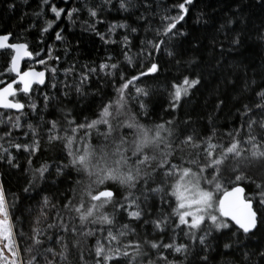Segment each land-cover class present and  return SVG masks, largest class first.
Returning a JSON list of instances; mask_svg holds the SVG:
<instances>
[{"label":"trees","instance_id":"16d2710c","mask_svg":"<svg viewBox=\"0 0 264 264\" xmlns=\"http://www.w3.org/2000/svg\"><path fill=\"white\" fill-rule=\"evenodd\" d=\"M179 2L182 0H124L125 7L121 8V0H48L47 4L43 0H0V34L11 33L13 41L27 43L31 52L40 53L39 57L33 56L31 60H27L25 66L29 67L32 63L36 68L44 69L45 66L35 64V60L48 57V47L51 45L53 58L47 61V67L57 69L55 74L47 72L45 84L34 85L29 95L21 93L17 97L26 107L21 118L22 127L12 130L10 142L31 144L35 139L39 142V150L31 154L23 149L17 151L14 147L10 148L16 167L7 162L6 156L0 158V185L6 194L22 259H29L23 249L31 243L29 237L32 221L37 215L42 198L47 195L53 204L62 206L73 195L71 190L77 187L76 181L82 179L70 165L63 167L60 174H57L58 166L68 165L70 158L64 141L49 142V121L56 120L60 128L59 134L64 136L65 129H69L67 134L71 135L70 127H75V124L69 126L68 120L79 124L86 119H96L103 104L115 99L113 85L119 86L122 73L125 78H130L140 72H147L152 63L158 65L156 73L141 76L126 90V112L121 122L129 115H135L140 123L149 126L172 121L171 127L180 139L190 134L207 137L215 130L212 142L223 143L224 146L231 140L226 133L235 129L242 128L238 138H246L249 120L257 121L253 134L258 137L264 135L259 128V121L264 120V111L254 107L262 103L256 93L264 89V0H193L188 5L189 11L185 18L178 22L174 34L157 36V32L163 27L162 17L177 15L178 10L173 5ZM52 5L62 9L76 8L78 11L71 18L65 11L57 19L50 11ZM89 8L97 11L96 17L89 15ZM49 20L54 23L42 33L41 30ZM120 24L125 27L109 31L110 26ZM132 29L136 31L133 32ZM57 32L62 34V40H56ZM97 33L103 34L104 40ZM125 37L127 43L124 41ZM105 40L108 42L105 43ZM161 40L163 43L159 50L149 44L150 41L159 43ZM233 40L237 43L234 44ZM126 53L131 64L125 58ZM10 55L11 50H0V73L7 67ZM101 63L116 64L117 68L111 70L113 75L99 71ZM69 67L73 71L65 74L64 69ZM92 68L97 71L89 73L88 80L81 83L80 74ZM184 76L198 79L200 83L187 96L182 97L173 109L170 107V84L173 81L179 82ZM6 79L7 75H0V80ZM77 85L80 86L79 92L76 90ZM136 88L144 89L148 95L137 94ZM45 96L49 97L47 102ZM29 103L36 104L35 111L27 107ZM141 103L145 105L144 109L140 108ZM245 105L251 112L242 116ZM18 114L13 110L0 108V135L11 127L9 117L14 120ZM28 124L33 125L37 136L33 137ZM85 131L76 135L77 144H80ZM104 131V125L91 131L93 145L103 140L98 133ZM120 131L131 138V130L128 129L118 130L117 138ZM0 143L4 147L9 145L8 140H0ZM188 151L185 149L183 153L185 158ZM180 156L181 153L177 151L173 162H177ZM238 163L240 171L254 181L251 183L246 179L241 182L245 194L255 197L254 207L259 216L258 227L250 235H245L242 231L237 233L233 227L231 232L212 231L206 235L205 243L201 244L199 236L195 240L185 236L187 229L183 225L173 231L178 220L172 215L174 197L169 198L166 192H159L146 193L145 199L141 182L140 187L134 191V197H139L138 202L143 209L141 219L131 220L125 212L119 210L114 213V234L124 224L135 230V235L129 233L122 237L119 246L122 247L129 240L143 242L145 238L170 243L174 236L177 243L188 245L184 254L160 248V252L174 264H264V257L259 255L264 252V206L260 205L259 197L255 195L258 191L256 184L264 182V162L245 160ZM41 164L48 166V172L42 180L37 178L30 184L35 169ZM235 166L236 162L231 159L224 166L225 172L221 178L224 189L229 187L228 170ZM162 177L161 172L156 177V183L149 181V187H156ZM172 182L169 179L168 184ZM25 188H28L27 192ZM114 190L117 192L116 199L120 200L124 191L118 188ZM78 199L79 196L77 201ZM166 200L169 203H165ZM106 211L113 214L112 207H108ZM51 215H55L54 210ZM165 216L168 217L165 230H154L151 221L158 218L163 220ZM76 225L80 231H84L78 220ZM87 227L94 229L93 235L73 236L71 231L65 234L62 230H49L43 238L44 247H51L58 252L60 245L57 244L56 235L66 237L69 254L64 264H94L96 242L101 236H107L108 226H103V232L99 224H89ZM205 229H201L199 234L205 235ZM74 240L79 241V247H72ZM101 242L108 245L107 240ZM226 243L230 244L227 249L224 248ZM117 246L113 242L112 247ZM143 251L148 255L136 257L135 264H148L149 260L155 261L159 255L156 250L147 247ZM245 253L248 254L247 259ZM205 256L206 261L202 259ZM131 258L121 257L119 264H128ZM56 260L59 264V257ZM39 264H44L43 257Z\"/></svg>","mask_w":264,"mask_h":264},{"label":"snow or ice","instance_id":"6c2138e0","mask_svg":"<svg viewBox=\"0 0 264 264\" xmlns=\"http://www.w3.org/2000/svg\"><path fill=\"white\" fill-rule=\"evenodd\" d=\"M43 3L47 4L48 0H43ZM192 3L193 0H182V2L174 4L173 7L178 10V14L162 17L163 27L157 32V36L174 34L178 22L185 18L189 11L188 5ZM120 7H125L124 0H121ZM50 11L59 19L65 11L71 18L78 9H62L52 5ZM88 12L91 17L97 16V11L93 8H89ZM53 23L52 20L47 21V26L41 30L42 33L46 32ZM116 27H125V25H112L109 31H114ZM132 31L135 32L136 29H132ZM97 34L104 40L103 34ZM11 38V33L0 34V50H11L7 67L4 68L3 73H0V75L8 76V79L0 80V108L15 110L19 114L14 120L9 117L11 127L3 135H0V140L9 141L8 147H4L0 143V158L6 156L7 162L16 167L17 165L13 163L15 158L9 150L10 148L14 147L17 151L23 149V151L31 154H35L39 150V142L35 139L31 144L10 142L12 130L22 127L21 118L26 107L17 97L21 93L26 96L29 95L33 85L45 84L46 72L50 71L55 74L57 69L47 67V61L53 58L51 45L48 47V57L35 60V64L45 66L44 70L37 71L32 65L26 69L22 68L21 61L23 59L31 60L33 56L39 57L40 53L29 51L27 43L10 42ZM55 38L56 40L63 39L60 32L56 33ZM124 41L127 43V37L124 38ZM107 42L105 40V43ZM162 43L163 40L159 43L149 42L150 46L157 50L160 49ZM233 43L235 44L237 41L233 40ZM125 58L131 64V59L127 53ZM55 59L59 60V57ZM116 68V64L101 63L99 65V71L105 72L106 75H113L111 70ZM72 71V67L64 69L65 74H70ZM96 71L95 68H92L82 72L80 74L81 83L88 80L89 73ZM157 71L158 65L152 63L147 72H140L130 78H125L122 73V82L118 87L113 85L116 92L115 99H110L103 104L96 119L91 121L86 119L79 124H76L74 120L67 121L69 126L75 124V127H70L71 135L67 134L69 129H65L66 134L61 136L58 122L56 120L49 121V142L64 141V147L70 158L68 165L58 166L57 174H60L63 167L70 165L82 179L76 181L77 187L71 190L73 195L68 197L62 206L53 204L47 195L42 198L37 215L32 221L33 226L29 237L31 243L23 249V252L29 256L27 260L21 258V248L17 243L15 226L10 218L6 194L3 186L0 185V264H39L41 257H43L44 264H57V257H59V264H64L69 254V245L65 242L66 237L56 235L57 244L60 245L58 252L51 247L45 248L43 238L49 230H56L57 232L62 230L65 234L71 231L73 236H90L93 235L94 229H89L87 227L89 224L101 225L102 232L103 226H108L107 236H101V239L96 242L94 264H110V262L111 264H119L121 257L129 258L130 256L132 258L128 260V264H135L136 257L148 255L143 251L145 247L159 253L156 260H149L148 264H161V262L174 264L173 261H168L163 252H160V248L180 254L187 252L188 245L177 243L174 236L170 243L145 238L143 242L129 240L127 244L121 247L119 246L120 239L128 236L129 233L135 235V230L131 229L128 224H124L119 230H116L115 234L113 233L114 213L117 210L125 212L131 220L141 219L143 209L138 202L139 197H134V191L140 187L141 182H143L142 195L166 192L169 198L174 197L175 207L172 208V215L176 216L178 220L173 231L183 225L187 229L185 236L191 237L193 240L199 236L201 244L205 243L206 235L212 231L228 230L231 232L235 227L237 233L242 231L245 235H250L258 227L259 216L257 210L254 209L255 197L247 196L245 188L241 186V182L246 179L251 183L254 181L240 171L238 163L245 160L264 162V135L258 137L253 134L254 126L257 124L256 120L248 121V133L243 140L238 138L242 128L233 130L235 134L233 132L226 133L227 136L231 137L227 146H224L223 143L212 142L215 130L207 137L201 138L190 134L184 135L180 139L171 127L172 121L149 126L140 123L135 115H129L127 119L121 122V118L126 112V90L141 76ZM199 83L198 79L188 76H184L179 82L173 81L169 88L170 107L175 109L181 98L187 96L189 91ZM76 90L80 91L79 85H77ZM135 91L137 94L148 95L142 88H136ZM256 95L262 103L256 104L254 107L264 111V89L257 92ZM44 99L47 102L49 97L45 96ZM27 107L35 111L37 106L35 103H29ZM140 108L144 109L145 105L141 103ZM250 112L251 109L245 105L241 115ZM99 125L106 126V131L98 133L99 136L103 137V140L99 144L93 145L91 143V131ZM27 127L33 137L37 136V131L32 124H28ZM259 128L264 132V120L259 121ZM120 129L131 130V138L129 139L122 131L119 132L117 138L116 133ZM84 130H86L84 136L81 137L80 144H77L75 137ZM185 149L189 150L186 158L183 155ZM177 151L181 153V156L174 163L173 157ZM230 159L236 162V166L228 170L229 187L224 189L221 178L224 176V166ZM29 163H31V157H29ZM153 165L155 166L153 167ZM46 172H48V166L41 164L39 168L35 169L34 178L29 183H34L37 178L42 180ZM161 172L163 177L160 183H157L156 187L150 188L149 181L156 183V177ZM169 179L173 181L170 185L168 184ZM116 188L124 191L120 200L116 199L117 192L114 190ZM256 189L258 191L255 195L259 197L260 205L264 206V182L257 183ZM24 190L27 192L28 188ZM221 191L223 194L218 195ZM77 196H79L78 201ZM145 199H147V195H145ZM164 202L169 203L167 200ZM169 206L171 207V204ZM108 207L113 208V214L106 211ZM53 210L55 211L54 216L51 215ZM77 220L80 228H83L84 231L77 228ZM167 221L168 217L165 216L163 220L158 218L152 220L151 223L154 230L163 232ZM205 226H207L206 229ZM201 229H205V235L199 234ZM237 233H233V235ZM102 240H107L108 245L102 243ZM113 242L118 246L112 247ZM72 247H79V241H72ZM229 247L230 244L224 245L225 249ZM247 255L245 253L246 259ZM259 255L264 257V252L259 253ZM202 259L206 261L207 256L202 257ZM81 260H83V255H81Z\"/></svg>","mask_w":264,"mask_h":264},{"label":"water","instance_id":"95a60500","mask_svg":"<svg viewBox=\"0 0 264 264\" xmlns=\"http://www.w3.org/2000/svg\"><path fill=\"white\" fill-rule=\"evenodd\" d=\"M10 42H12V43H16V41H13L12 38H11ZM20 43H23V42H20ZM29 51H30V50H29ZM27 60H29V59L25 58V59H23V60L21 61V66H22V68H25V69L27 68V67L25 66ZM35 69H36L37 71H42V70H44V69H40V68H36V67H35ZM46 74H47V72H46ZM45 81H46V77H45ZM33 86H34V85H33ZM13 111H15V110H13ZM241 186H242V185H241ZM242 187H243V186H242ZM222 194H223V192H222ZM222 194H221V195H222ZM254 209H255V207H254Z\"/></svg>","mask_w":264,"mask_h":264},{"label":"rangeland","instance_id":"374dc122","mask_svg":"<svg viewBox=\"0 0 264 264\" xmlns=\"http://www.w3.org/2000/svg\"><path fill=\"white\" fill-rule=\"evenodd\" d=\"M30 62H31V61H30ZM31 65H33V64L31 63ZM29 66H30V65H29ZM34 67H35V66H34ZM222 192H223V191H221L220 193H218V195H221V194H222Z\"/></svg>","mask_w":264,"mask_h":264},{"label":"bare ground","instance_id":"6f19581e","mask_svg":"<svg viewBox=\"0 0 264 264\" xmlns=\"http://www.w3.org/2000/svg\"><path fill=\"white\" fill-rule=\"evenodd\" d=\"M16 112V111H15Z\"/></svg>","mask_w":264,"mask_h":264},{"label":"flooded vegetation","instance_id":"af4514ba","mask_svg":"<svg viewBox=\"0 0 264 264\" xmlns=\"http://www.w3.org/2000/svg\"><path fill=\"white\" fill-rule=\"evenodd\" d=\"M14 78V77H13Z\"/></svg>","mask_w":264,"mask_h":264}]
</instances>
